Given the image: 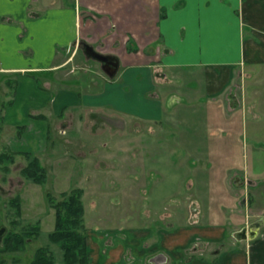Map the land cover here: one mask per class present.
<instances>
[{"label":"crops","instance_id":"obj_1","mask_svg":"<svg viewBox=\"0 0 264 264\" xmlns=\"http://www.w3.org/2000/svg\"><path fill=\"white\" fill-rule=\"evenodd\" d=\"M81 42L115 55L120 69L113 78L101 75L85 80L79 91L72 74L78 69L74 62ZM0 46V71L18 76L14 101L25 87L34 89L28 92L29 98L19 99L12 110L15 117L11 118L12 111L4 112L3 127L25 125L24 134L39 140L32 134L31 120H38L42 135H47L52 114L67 113L77 106L112 109L161 125V131L150 126L158 131L147 136L149 165L156 168L155 164L165 160L170 165L175 156L170 155L173 143L186 146L187 157L173 161L182 173L168 180L174 187L165 195L169 202L161 203L164 196L157 204L149 198L148 208L159 209L149 218L153 224L147 232L140 227L133 230L129 247L141 253L150 243L149 264H171L172 260L180 264L186 257L176 248L198 240L203 244L196 249L207 258L197 264H264V227L253 240L234 236L256 221H250L252 216L264 217L262 173L233 164L227 166L226 174H201L189 147L196 132L186 133L195 122H187L184 115L211 110L216 120L222 119L220 126L230 130L234 114L241 111L242 117L252 120L254 129L264 124V0H0ZM64 66L70 68L66 80H72L60 87L65 78L59 72ZM51 72L54 78L51 75L41 89L29 76L45 79ZM25 79H30L28 84ZM54 81V88L47 86ZM125 84H131V94ZM140 89V96L144 91L151 96L144 105L133 101ZM32 113L48 119L33 118ZM209 120L195 125L205 130L212 127L214 137L220 127L216 122L210 126ZM155 152H161L156 159ZM188 164L197 167L188 170ZM250 179L254 188L249 187ZM164 183L163 191H167ZM247 188L259 193L255 204L248 203ZM172 192L179 195L174 208H184L186 215L172 212ZM172 223L177 226L173 234ZM204 241L212 249L206 250ZM188 261L191 264V258Z\"/></svg>","mask_w":264,"mask_h":264},{"label":"rangeland","instance_id":"obj_2","mask_svg":"<svg viewBox=\"0 0 264 264\" xmlns=\"http://www.w3.org/2000/svg\"><path fill=\"white\" fill-rule=\"evenodd\" d=\"M81 44L74 62L78 65V69L75 74L71 73L73 80L77 81L74 83L75 88L79 91H82L87 81L90 82L93 77L108 76L102 69V63L86 55ZM69 69L68 66L60 69V77L65 78L60 82V87L71 84L72 78L66 80ZM51 75L54 78L55 72L48 74L45 78L46 81L39 75L38 79L41 85H37V87L41 89L42 83L52 79ZM29 76L36 79L35 74ZM85 80L86 83L83 84ZM28 81L30 79H25L24 83L28 84ZM54 82L47 83V86L54 88L57 85L56 81ZM18 83L17 75H9L7 72L0 71V153L9 154L8 158L0 164V227L6 226L9 234L12 232L22 233L31 225L39 224L41 234L29 237L24 250L8 253L1 252L4 247L3 237L0 239V258H6V264H14L16 258L20 259L19 264H31L37 249L47 246L55 255L56 264H63L61 246L49 239V233L54 230L56 222V210L50 202L49 194L54 196L57 201H61L64 199V192L70 193L74 189L81 188L84 190L85 205L84 224L81 232L85 233L88 238L89 264H149L147 261L148 251L150 248L153 249L150 243L147 245L145 242L146 249L139 250L141 253H137L135 248L129 247L133 230L140 227L142 231L147 232V229L153 224L149 218L154 211L159 209H152L151 205V209L148 208L149 198L157 204L158 198L161 199L164 196L161 203L169 202V197L167 196L166 199L165 195H169L170 190L174 187L169 184L168 180L171 176H176V172H181L178 164L173 161L187 157L188 152H183L186 146L182 147L173 143L170 155L175 156L171 164L169 165V162L165 160L155 164V168L147 162L148 144L146 140L147 136H150L149 134L156 135L161 125H152L147 121L132 118V116L120 115L112 109L94 110L83 106H77L67 113L63 111L59 115L52 114L47 135H42L40 127L37 126L38 120H31L32 134L36 138L41 137L39 140H33L32 136L24 134L26 132L25 125L3 127L4 112L15 110L14 107L19 99L21 98L22 102L23 97L27 98L28 92L34 90L25 87L21 91V97L18 95L14 101L18 92ZM124 89L131 94V84H125ZM141 90L143 89L137 91L135 95L138 98L133 101L138 100L140 105H144L151 96L145 91L140 96ZM10 115L11 118L15 117L14 111ZM32 115L33 113L31 117ZM184 115L187 122L192 124L195 122L190 128H187L186 133L192 136L196 132L195 136L191 138L194 144L189 147L195 154L194 159H197V169L201 174L206 171L212 174L216 173V175L218 173L226 174L227 166L229 168L235 164L242 169H250L255 173L261 172L260 181H264L263 123H261V127L258 126L254 129L251 127L254 124L252 120L248 119L247 115L242 117L240 111L234 114L233 126L227 130L226 127L220 126L223 123L222 119L216 120L211 110L204 109L203 114L190 112ZM223 115L227 116L226 113ZM207 119H210V126L216 122L215 125L220 127L213 132L214 137L212 136V127L205 130L198 127L199 125H195L201 121L203 123ZM258 124L259 122L256 121V125ZM150 126L158 128L150 129ZM152 130L155 133H152ZM28 149L33 150L31 152L39 157L41 164L45 167L47 174L45 183H38L23 173V169L29 166L31 158L18 152L28 151ZM155 154L154 159L161 155V152H155ZM165 155L167 154L165 153ZM188 165V170H195L197 167L192 164ZM182 170L184 171L185 168ZM156 176L157 179L154 182ZM164 179L165 181H163ZM245 180L247 182V179ZM161 181L165 182L164 187L167 188V191H163V182ZM252 181L250 179V188H254L255 182ZM250 188L245 190L247 200L248 203L255 204L259 193L254 194ZM178 196L176 193L171 194V210L173 213L179 211L180 214L186 215L187 210L181 207L179 209L175 207V209L173 206L178 204L175 202V200L178 201ZM17 197L20 198L22 205L20 214L10 202ZM258 200L260 201V199ZM192 210L194 213L195 205H192ZM257 217L259 216H252L250 221L260 219ZM176 230L177 226L172 223L170 233L173 234ZM201 241H195L185 248H176L182 252V256L186 257L180 259V264H190L188 258H191V264H197L196 262L200 258L202 260L207 258L199 250L200 245L203 244ZM204 244L206 250L212 249V244L207 246L205 241ZM196 247H199L198 250ZM171 264H178V262L172 260Z\"/></svg>","mask_w":264,"mask_h":264},{"label":"trees","instance_id":"obj_3","mask_svg":"<svg viewBox=\"0 0 264 264\" xmlns=\"http://www.w3.org/2000/svg\"><path fill=\"white\" fill-rule=\"evenodd\" d=\"M38 85H41L36 77ZM10 83V82H9ZM13 101V100H12ZM11 101V102H12ZM10 102V103H11ZM33 118L48 119L45 115H32ZM31 158L29 166L23 169L28 177L38 183H45L47 174L45 167L41 164L40 159L31 151L18 152ZM8 153H0V164L8 158ZM10 158V156H9ZM12 159V158H10ZM84 190L77 188L72 192H64V199L57 201L54 196L49 194L52 206L56 210L55 228L49 233L51 242L59 244L63 250V264H89L90 250L86 234L81 232L84 224L85 205L83 201ZM13 206L21 213V200L19 197L10 201ZM41 227L39 224L31 225L21 232H12L4 236V247L2 253L22 251L26 247L27 239L33 235H40ZM55 255L46 246L37 249L31 264H56ZM14 264H19L20 259L16 258ZM0 264H6V258H0Z\"/></svg>","mask_w":264,"mask_h":264},{"label":"water","instance_id":"obj_4","mask_svg":"<svg viewBox=\"0 0 264 264\" xmlns=\"http://www.w3.org/2000/svg\"><path fill=\"white\" fill-rule=\"evenodd\" d=\"M85 49H86V53L90 57H93L101 62L110 63L112 65L111 67L113 70L112 71L107 70L110 76H114L116 74L117 68L119 66V62L118 59L112 60V58H117V57H113L112 55H106L104 53H101L88 43H85ZM262 227H264V217L236 231L234 233V236L238 240H253L258 236V233ZM6 232H7V227L2 225L0 227V239H2L6 235Z\"/></svg>","mask_w":264,"mask_h":264},{"label":"flooded vegetation","instance_id":"obj_5","mask_svg":"<svg viewBox=\"0 0 264 264\" xmlns=\"http://www.w3.org/2000/svg\"><path fill=\"white\" fill-rule=\"evenodd\" d=\"M85 43L86 42H82V46H83V49H84V51H85V53H86V49H85ZM94 47V46H93ZM95 48V47H94ZM97 51H99V52H101V53H104V52H102V51H100L99 49H97V48H95ZM104 54H106V55H112V54H107V53H104ZM86 55H88L87 53H86ZM89 56V55H88ZM113 57H116L115 55H112ZM90 57V56H89ZM90 58H93V57H90ZM95 59V58H94ZM117 60L118 59V62H119V66H118V68H117V72L119 71V69H120V61H119V58H112V60ZM99 61V60H98ZM99 62H101V61H99ZM102 63V69L106 72V74L108 75V76H110L109 75V73L107 72V70H109V71H112L113 69H112V65L110 64V63H105V62H101ZM117 72H116V74H117ZM115 74V75H116ZM115 75L114 76H110L109 78H113V77H115ZM162 124V123H161Z\"/></svg>","mask_w":264,"mask_h":264}]
</instances>
